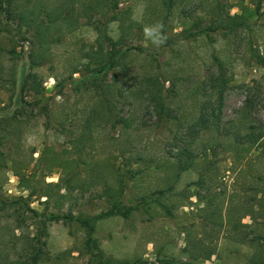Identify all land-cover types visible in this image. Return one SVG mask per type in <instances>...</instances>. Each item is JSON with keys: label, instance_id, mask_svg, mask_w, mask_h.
Masks as SVG:
<instances>
[{"label": "rangeland", "instance_id": "374dc122", "mask_svg": "<svg viewBox=\"0 0 264 264\" xmlns=\"http://www.w3.org/2000/svg\"><path fill=\"white\" fill-rule=\"evenodd\" d=\"M68 1L13 0L11 10ZM84 1L39 39L0 10V108L14 90V51L33 50L41 62L33 67L39 85L26 92L28 113L0 125L8 133L0 153V264L44 241L39 264H264V245L252 241L264 234V149L246 142L248 133L264 130V14L251 0H180L170 13L162 0H121L116 10L99 5L94 12L86 8L91 0ZM227 13L246 15L250 26L211 29ZM96 25L123 37L130 50L126 65L108 78L113 117L89 120L97 94L77 92L71 80L87 74L86 53L100 47ZM151 75L164 84L168 121H159L143 84ZM221 78L220 121L202 129L198 118L216 107ZM38 103L50 105L51 119L38 113ZM121 117L130 125L119 123ZM185 147L196 159L183 171L175 155ZM120 174V199L138 208L128 218L99 220L93 236L100 248L91 254L79 222L51 221L40 236L41 218L13 205L34 191L29 201L42 212L45 188L49 212L95 216L112 205Z\"/></svg>", "mask_w": 264, "mask_h": 264}, {"label": "trees", "instance_id": "16d2710c", "mask_svg": "<svg viewBox=\"0 0 264 264\" xmlns=\"http://www.w3.org/2000/svg\"><path fill=\"white\" fill-rule=\"evenodd\" d=\"M6 1V4H4ZM84 1V0H80ZM256 7V13L260 18L264 14L263 11V2L264 0H251ZM13 0H0V10L5 11L9 17L18 20L19 26L23 27L24 24L28 25L34 29L36 32L35 35L39 39L42 34V29L49 28L51 24L59 20L69 21L72 14L77 10V0H70L64 4L59 5L55 8H50L48 6L39 5L38 8L30 9L29 12L21 10L16 14H13L11 10ZM121 0H91L87 1L86 8L92 12L96 11L99 5H106L109 10H116L119 7ZM180 0H162V3L165 7L167 13H170L176 4ZM85 4V1L83 2ZM70 6L68 9L67 6ZM35 9H38L35 12ZM45 13L44 17L42 16ZM221 20L214 21V25L211 26V29L223 30L227 32H234L240 27H249L248 18L244 14H230L227 13L224 15L220 14ZM115 17V16H114ZM96 28L100 30L98 37V42L100 43L99 49L95 52H87V57L89 58L88 62L85 64L86 73L71 80V85L74 90L77 92L81 91H91L97 94V103L95 109L91 112V115L87 119L91 120L92 118H104L114 115V106L112 105L113 100L110 97L112 93V86L109 84V76L115 73L116 69L120 66L126 65V59L128 55L129 47L125 49L122 46L123 37L119 39H114L111 35L108 34L106 27L97 26ZM24 39H27L26 37ZM106 45H108L106 47ZM106 48V49H105ZM18 55L19 67L15 72L12 80V85L14 87L13 93L10 98V103L6 108H0V125L7 121L11 124V121L18 120L19 116H25L29 109L28 107L32 104L31 101L27 99L26 92L29 88L34 89L38 87L39 83L37 82V74L33 72V67L40 64L41 62L37 61V56L33 50H22L21 52L14 51ZM264 64V58H262ZM220 83L222 86L217 92L216 102L217 105L214 108L213 112H202L198 118V124H200L202 129L211 128L218 126L221 115V108L224 100V91H225V78H221ZM143 84L146 89H148V94L151 99V102L154 103L155 112L159 117V121L165 122L172 119L173 115L167 104V98L163 92L164 84H161L158 76H146L143 80ZM147 91V90H146ZM62 89L57 93L62 95ZM38 113L44 114L48 119H51V107L50 105H40L35 106ZM34 109H32L33 111ZM204 111V110H203ZM122 122L124 126H129V118L121 117L119 123ZM8 124V125H9ZM8 137V133H2L0 130V153L2 151V146L5 144V139ZM84 135H81V139ZM264 137V130L260 132L258 136L248 133L246 142L255 143L256 141L261 144L264 149V141L261 140ZM239 141L238 143H241ZM175 158L177 159V164L181 170L190 169L196 159V155L189 147L182 148L179 150ZM17 176L20 179L21 185L28 189L27 177L17 172ZM122 174L120 177V185L118 188L114 189V195L110 196L112 205L95 216H85L80 215L76 216L75 214H62L56 212H49L47 204L51 199V194L46 191L45 188H41L42 197L46 199L44 202L46 206L42 212L31 206V199L34 194V191L29 194L27 198L20 197L13 201V205H17L19 208L22 207L25 212L30 215L31 218H34L37 221L38 218H41L40 223V236L47 234L48 223L51 221H76L79 222L83 227L87 229V238L84 242L85 248L88 250V253L91 254L93 248H100L99 243L93 234L96 228V224L99 220L104 219L113 215H122L123 217L128 218L131 213L138 208V206H127L124 205L121 196L123 194L124 183H122ZM111 191V188L109 192ZM116 193V194H115ZM110 195V194H109ZM30 200V201H29ZM15 206V207H17ZM239 230V229H238ZM39 236V235H38ZM258 240L259 243L264 245V234L255 236L252 241ZM42 244V245H41ZM31 243L29 244L24 251L22 252L21 257L18 260L12 261L10 264H39L43 255L45 254V244L43 243ZM93 255V254H92ZM126 262H119L118 264H125Z\"/></svg>", "mask_w": 264, "mask_h": 264}]
</instances>
